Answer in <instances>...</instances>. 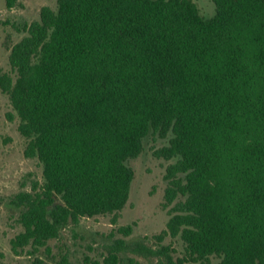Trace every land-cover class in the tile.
<instances>
[{
	"label": "trees",
	"instance_id": "obj_1",
	"mask_svg": "<svg viewBox=\"0 0 264 264\" xmlns=\"http://www.w3.org/2000/svg\"><path fill=\"white\" fill-rule=\"evenodd\" d=\"M213 1L207 17L195 0H58L26 27L0 70L25 154L42 167L8 200L23 227L15 253L48 264L40 252L66 227L116 219L129 161L153 133L168 139L156 154L173 160L164 205L175 202L157 237L180 236L185 251L119 238L95 264H121L127 250L164 264H264V0Z\"/></svg>",
	"mask_w": 264,
	"mask_h": 264
},
{
	"label": "rangeland",
	"instance_id": "obj_2",
	"mask_svg": "<svg viewBox=\"0 0 264 264\" xmlns=\"http://www.w3.org/2000/svg\"><path fill=\"white\" fill-rule=\"evenodd\" d=\"M201 12L213 16L216 5L213 0H195ZM58 0H15L9 7L7 0H0V70H11L9 56L12 46L27 34V26L40 19L43 6L57 7ZM11 101L0 88V264H30L34 258L27 248L21 254L12 250L11 238L23 227L18 222V211L9 205V198L22 189H30L33 180L42 179V167L36 158L27 157V139L18 129L19 119H13ZM144 151L129 161L135 170L130 198L115 219L114 214H100L85 217L79 225H70L59 239L52 240L51 255L40 252L48 264H95L103 261L108 247L117 239L123 238L131 245L141 242L156 249L160 245H171L176 249L174 256L185 251L180 236L166 235L163 240L157 236L167 229L171 217L170 209L165 207V193L169 181L166 179L167 160L156 154V150L168 144L167 138L149 134L145 138ZM132 226L127 235L120 230ZM121 264H164L157 255L146 256L127 250L122 252ZM66 258L67 261L64 260ZM219 259L213 258V264Z\"/></svg>",
	"mask_w": 264,
	"mask_h": 264
}]
</instances>
